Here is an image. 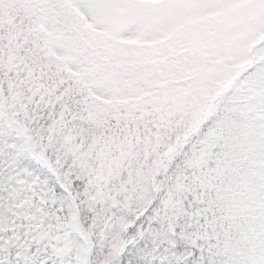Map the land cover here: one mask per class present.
<instances>
[{"label":"snow or ice","instance_id":"snow-or-ice-1","mask_svg":"<svg viewBox=\"0 0 264 264\" xmlns=\"http://www.w3.org/2000/svg\"><path fill=\"white\" fill-rule=\"evenodd\" d=\"M0 264H264V0H0Z\"/></svg>","mask_w":264,"mask_h":264}]
</instances>
